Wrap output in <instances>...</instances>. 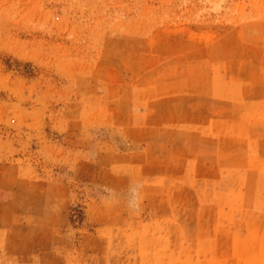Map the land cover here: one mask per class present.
Here are the masks:
<instances>
[{"label":"rangeland","instance_id":"1","mask_svg":"<svg viewBox=\"0 0 264 264\" xmlns=\"http://www.w3.org/2000/svg\"><path fill=\"white\" fill-rule=\"evenodd\" d=\"M0 264H264V0H0Z\"/></svg>","mask_w":264,"mask_h":264},{"label":"clouds","instance_id":"2","mask_svg":"<svg viewBox=\"0 0 264 264\" xmlns=\"http://www.w3.org/2000/svg\"><path fill=\"white\" fill-rule=\"evenodd\" d=\"M139 188V185H137V189ZM138 207V204L135 201H129V208L135 210Z\"/></svg>","mask_w":264,"mask_h":264},{"label":"crops","instance_id":"3","mask_svg":"<svg viewBox=\"0 0 264 264\" xmlns=\"http://www.w3.org/2000/svg\"><path fill=\"white\" fill-rule=\"evenodd\" d=\"M7 205L9 206V205H10V203L8 202V203H7ZM9 207H10V206H9Z\"/></svg>","mask_w":264,"mask_h":264}]
</instances>
